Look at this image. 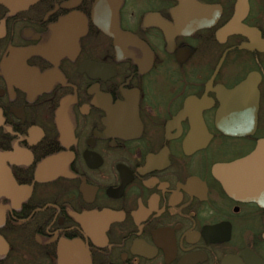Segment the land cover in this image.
<instances>
[{
	"label": "flooded vegetation",
	"instance_id": "af4514ba",
	"mask_svg": "<svg viewBox=\"0 0 264 264\" xmlns=\"http://www.w3.org/2000/svg\"><path fill=\"white\" fill-rule=\"evenodd\" d=\"M0 264H264V0H0Z\"/></svg>",
	"mask_w": 264,
	"mask_h": 264
},
{
	"label": "water",
	"instance_id": "95a60500",
	"mask_svg": "<svg viewBox=\"0 0 264 264\" xmlns=\"http://www.w3.org/2000/svg\"><path fill=\"white\" fill-rule=\"evenodd\" d=\"M10 153L0 152V192H5L10 189L9 181L12 182L11 175L5 165V161L10 159Z\"/></svg>",
	"mask_w": 264,
	"mask_h": 264
}]
</instances>
